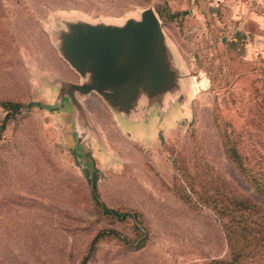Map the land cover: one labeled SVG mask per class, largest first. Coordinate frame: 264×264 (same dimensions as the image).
Masks as SVG:
<instances>
[{
	"label": "rangeland",
	"instance_id": "obj_1",
	"mask_svg": "<svg viewBox=\"0 0 264 264\" xmlns=\"http://www.w3.org/2000/svg\"><path fill=\"white\" fill-rule=\"evenodd\" d=\"M146 7L179 88L159 104L142 97L141 114L119 124L96 93L80 97L98 136L83 167L64 120L71 109L60 103L62 82L82 79L61 57L59 34L77 20L121 25ZM183 13L165 0H0V123L2 102L21 105L0 130V264L228 260L221 221L230 217L214 201L264 207L254 182H264V62L238 74L230 64L191 63ZM91 180L100 202L136 220L103 213Z\"/></svg>",
	"mask_w": 264,
	"mask_h": 264
},
{
	"label": "water",
	"instance_id": "obj_2",
	"mask_svg": "<svg viewBox=\"0 0 264 264\" xmlns=\"http://www.w3.org/2000/svg\"><path fill=\"white\" fill-rule=\"evenodd\" d=\"M59 40L61 57L82 79L62 82L60 99L65 95L78 109L76 95L94 92L113 112L134 118L141 114L142 97L159 104L179 88V75L151 7L121 25L66 22Z\"/></svg>",
	"mask_w": 264,
	"mask_h": 264
},
{
	"label": "crops",
	"instance_id": "obj_3",
	"mask_svg": "<svg viewBox=\"0 0 264 264\" xmlns=\"http://www.w3.org/2000/svg\"><path fill=\"white\" fill-rule=\"evenodd\" d=\"M165 1L172 9L184 11L179 30L185 41L187 54L192 56L188 58L191 63H204L208 60L213 67H220L221 63L230 64L235 66V72L238 74V70L242 71L244 67L251 66L255 61L264 62V12L246 10L244 0ZM226 22H230L228 24L234 27V37L229 41L221 37ZM80 97L84 95H76L79 109L73 106L65 95L61 97L60 103L69 105L71 109L66 110L64 120L73 124L69 130L75 138V149L82 160V166L89 168L86 165V163L89 165V162L85 159L87 155L84 153V147L98 136L93 118L80 103ZM149 110L151 111L152 107ZM110 111L116 115L114 120L117 124L119 118L128 122L135 120L121 113H115L111 109ZM91 171L94 172L93 169Z\"/></svg>",
	"mask_w": 264,
	"mask_h": 264
},
{
	"label": "trees",
	"instance_id": "obj_4",
	"mask_svg": "<svg viewBox=\"0 0 264 264\" xmlns=\"http://www.w3.org/2000/svg\"><path fill=\"white\" fill-rule=\"evenodd\" d=\"M31 103L25 104L28 107ZM39 105V104H36ZM2 106L7 110L0 123V130H3L8 119L21 107L18 103L10 101L2 102ZM9 111V112H8ZM11 111V112H10ZM239 168L244 171V163L239 159ZM254 180V177H253ZM255 190L264 195V182L255 178ZM90 194L93 201L100 207L103 213L109 214L116 219L124 217L135 221V215L122 213L107 208L97 199L94 190V181L90 183ZM181 197V196H180ZM207 201V200H205ZM189 202V201H187ZM215 205H220V216L230 217L228 223L221 221L222 232L228 248V260H219L218 264H264V207L255 201L239 198L234 199L232 206H228L226 200L214 201ZM226 215V216H225ZM95 238L91 240L87 253H90Z\"/></svg>",
	"mask_w": 264,
	"mask_h": 264
},
{
	"label": "built area",
	"instance_id": "obj_5",
	"mask_svg": "<svg viewBox=\"0 0 264 264\" xmlns=\"http://www.w3.org/2000/svg\"><path fill=\"white\" fill-rule=\"evenodd\" d=\"M244 7L249 11L264 12V0H244ZM221 37L224 40H232L234 37V27L227 24L221 31Z\"/></svg>",
	"mask_w": 264,
	"mask_h": 264
}]
</instances>
